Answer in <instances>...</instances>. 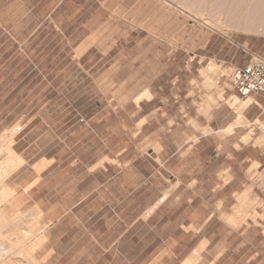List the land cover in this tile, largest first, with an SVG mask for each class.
Segmentation results:
<instances>
[{"label":"rangeland","instance_id":"374dc122","mask_svg":"<svg viewBox=\"0 0 264 264\" xmlns=\"http://www.w3.org/2000/svg\"><path fill=\"white\" fill-rule=\"evenodd\" d=\"M232 6L229 0H114V22L92 47L69 46L46 25L29 35L0 28V135L16 127L12 146L25 160L5 181L16 190L10 212L37 204L40 222L49 224L50 204L90 179L86 168L108 151L103 141L109 149L127 143L130 131L135 133L148 117L134 122L151 108L135 105L152 97V104L161 107L158 117L177 140L185 135L191 142L197 133H211L204 122L219 110V115L230 113L243 145L264 153V115L248 121L239 114L245 99L231 83L234 67L245 66L250 52L264 57V34L239 30L224 12ZM211 61L219 67L213 75L203 72ZM42 159L50 162L38 171L34 165ZM248 173L264 187L257 163ZM256 191L250 185L237 194L232 215L223 218L234 227L250 222L248 243L237 246L228 264L244 263L240 255L246 245L250 258L264 249L257 235L264 231L257 223L264 218L258 213L264 197ZM47 253L46 245L37 255ZM259 259L264 264L261 255L249 264Z\"/></svg>","mask_w":264,"mask_h":264},{"label":"crops","instance_id":"0c3cea01","mask_svg":"<svg viewBox=\"0 0 264 264\" xmlns=\"http://www.w3.org/2000/svg\"><path fill=\"white\" fill-rule=\"evenodd\" d=\"M113 1L0 0V28L29 35L46 25L69 46L92 47L114 22ZM252 97L242 110L248 121L264 115V97ZM153 100L135 105L151 108L134 122L148 117L130 131L127 143L109 149L103 141L108 151L86 168L90 179L50 204L49 264H228L237 246L248 243L249 220L234 227L223 218L232 215L235 196L248 186H257L256 195L264 197V187L248 175L252 163L264 173L263 151L243 145L236 125L219 137L234 121L219 110L204 122L211 133L177 140ZM258 213L264 214V203ZM257 223L263 225L264 218ZM257 235L264 239V231ZM260 255L264 249L251 258ZM240 256L241 264H249L247 245Z\"/></svg>","mask_w":264,"mask_h":264},{"label":"bare ground","instance_id":"6f19581e","mask_svg":"<svg viewBox=\"0 0 264 264\" xmlns=\"http://www.w3.org/2000/svg\"><path fill=\"white\" fill-rule=\"evenodd\" d=\"M229 2L233 6L224 12L235 20L239 30L264 34V0H245L241 4L238 0ZM203 72L216 73L219 72V67L211 61ZM145 93L146 91L135 98L136 103L146 95ZM244 99L239 114H242V110L252 102L251 95ZM234 125L230 124L224 131H230ZM16 129V127L7 129L0 135V264H45L49 253L41 258L37 255L48 241L46 234L48 223L40 222L42 210L35 204L27 211L10 212L16 190L5 181L25 161L12 146ZM49 162L42 159L34 167L39 171Z\"/></svg>","mask_w":264,"mask_h":264},{"label":"built area","instance_id":"2783aa9c","mask_svg":"<svg viewBox=\"0 0 264 264\" xmlns=\"http://www.w3.org/2000/svg\"><path fill=\"white\" fill-rule=\"evenodd\" d=\"M231 83L241 99L254 94L264 97V57L250 52L245 66L234 67Z\"/></svg>","mask_w":264,"mask_h":264}]
</instances>
